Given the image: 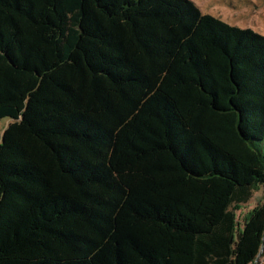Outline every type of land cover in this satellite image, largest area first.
<instances>
[{"label": "trees", "instance_id": "trees-1", "mask_svg": "<svg viewBox=\"0 0 264 264\" xmlns=\"http://www.w3.org/2000/svg\"><path fill=\"white\" fill-rule=\"evenodd\" d=\"M0 264H250L264 36L192 0H0Z\"/></svg>", "mask_w": 264, "mask_h": 264}, {"label": "rangeland", "instance_id": "rangeland-1", "mask_svg": "<svg viewBox=\"0 0 264 264\" xmlns=\"http://www.w3.org/2000/svg\"><path fill=\"white\" fill-rule=\"evenodd\" d=\"M203 14L216 20L241 28H250L264 36V0H192ZM8 119L0 121V131L6 127ZM264 201V185L256 186L251 198L243 205L233 207L236 226L240 230L255 208ZM250 264H264V248Z\"/></svg>", "mask_w": 264, "mask_h": 264}, {"label": "water", "instance_id": "water-1", "mask_svg": "<svg viewBox=\"0 0 264 264\" xmlns=\"http://www.w3.org/2000/svg\"><path fill=\"white\" fill-rule=\"evenodd\" d=\"M263 248H264V233H263V236H262L261 249L259 250L257 256L260 254V251L263 250ZM257 256H256V257H257Z\"/></svg>", "mask_w": 264, "mask_h": 264}]
</instances>
